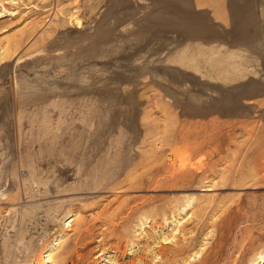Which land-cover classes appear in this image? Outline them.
<instances>
[{"label": "rangeland", "instance_id": "374dc122", "mask_svg": "<svg viewBox=\"0 0 264 264\" xmlns=\"http://www.w3.org/2000/svg\"><path fill=\"white\" fill-rule=\"evenodd\" d=\"M0 14V264H264V0Z\"/></svg>", "mask_w": 264, "mask_h": 264}, {"label": "bare ground", "instance_id": "6f19581e", "mask_svg": "<svg viewBox=\"0 0 264 264\" xmlns=\"http://www.w3.org/2000/svg\"><path fill=\"white\" fill-rule=\"evenodd\" d=\"M0 16H1V14H0ZM48 262H49V261H48ZM258 263H260V261H259Z\"/></svg>", "mask_w": 264, "mask_h": 264}]
</instances>
